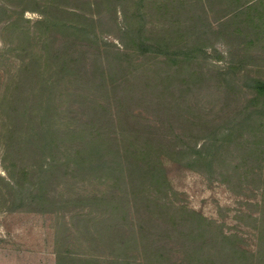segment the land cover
<instances>
[{"label": "rangeland", "instance_id": "rangeland-1", "mask_svg": "<svg viewBox=\"0 0 264 264\" xmlns=\"http://www.w3.org/2000/svg\"><path fill=\"white\" fill-rule=\"evenodd\" d=\"M258 83L264 0H0V264H264Z\"/></svg>", "mask_w": 264, "mask_h": 264}, {"label": "trees", "instance_id": "trees-1", "mask_svg": "<svg viewBox=\"0 0 264 264\" xmlns=\"http://www.w3.org/2000/svg\"><path fill=\"white\" fill-rule=\"evenodd\" d=\"M125 48V45H122ZM259 89L257 90L258 96L264 100V83H258Z\"/></svg>", "mask_w": 264, "mask_h": 264}]
</instances>
